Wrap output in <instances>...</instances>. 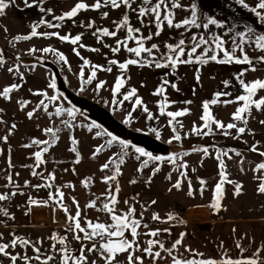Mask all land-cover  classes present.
Masks as SVG:
<instances>
[{
  "label": "snow or ice",
  "instance_id": "6c2138e0",
  "mask_svg": "<svg viewBox=\"0 0 264 264\" xmlns=\"http://www.w3.org/2000/svg\"><path fill=\"white\" fill-rule=\"evenodd\" d=\"M236 2L241 5L243 8L248 9L251 13L261 21L264 22V0H255L254 6H249V3L246 0H236ZM15 3V0H0V17L5 15V10ZM26 7H33L36 4H39V11L44 14H52V8L43 7V0H33L32 3H29V0H24ZM136 4V0H93V3L89 4L86 0H77V2L70 8V10L63 12L60 15H53L52 21L41 19L38 23H34L31 26L30 34L17 35L13 38L14 41H28L33 37L44 36V37H56L60 41L68 42L73 46V52L76 56L80 57L83 60V65L79 73L80 80L82 84H91L94 79L97 77V71H107L111 72L112 67L116 66L120 70V75L116 78L114 87L112 89L114 100L113 104L117 107L122 106L124 101H132L134 104L133 111L136 108H141L144 113L147 114L148 120L157 119L153 113L150 112L148 107L144 104L143 99L137 96V89L131 88L129 91L121 92L127 83L126 72L129 69V66H138V67H150L155 69H170L171 74H175L180 65H207L210 62H215L219 64H238V65H248L249 67L243 69L238 74H236L235 79L238 81L242 94L235 97L234 100H221L222 96H230L231 93L217 91L214 93V98L211 100H206L202 102V115L200 120L202 125L197 127L193 126L192 132L196 135L208 136L214 135L213 125L216 126V131L220 132L223 136H231L232 132L230 130L235 129L236 135L233 138L239 139L246 131L251 135H255L253 130L248 128L249 118L253 108L257 111L264 110V97L257 99V94L260 90H264V79L257 78L251 82H246L243 77L248 71H256V66L252 58L245 51V46L252 48L260 53L257 57L259 63H264V33L257 32L251 26H247L244 31L235 32V35L231 37V48L225 47V40L222 36L217 35L216 33H211L210 35H205V33H192L187 38V43L185 34L190 33L193 28L199 30L203 28L208 30L210 26H215L216 28H224V23L218 21L212 16H207L200 12L197 2H191L188 6H185L181 0H141L137 7H133ZM121 7L125 9V12L122 14L121 18L117 21H113L114 29H109L108 27H97L94 20H89L85 25L83 21H80V26L82 28L93 30L91 35L97 38L99 42H103L104 38L110 37L115 38V45H105L113 54H118L124 49L128 54L129 58L125 59L123 62L111 59L108 60V66L103 65H92L91 62L81 56L80 49L87 48L92 52H99L98 48H89L87 45L80 43L82 41L84 33L81 32L75 36L71 34L61 35L58 31L54 32H38V28L41 25H46L48 28H60L62 23L65 21H72L73 24L76 23L75 19L81 12L86 11H98L100 12L101 18L106 19L109 16L107 10L102 9H112L118 10ZM188 11L190 15L176 20V11ZM129 11L136 13L137 20L140 24V27H134L130 22ZM150 18L148 24H145V18ZM154 26L155 31H149L148 35H144L141 31L142 28H150ZM165 27L168 29H183L179 33L180 39L175 43L164 42L163 47L165 51L161 52V45L157 43H151L148 45L149 41H152L155 38H158L162 35L165 30ZM125 31V36L123 38L119 37L121 31ZM7 32V28L4 29ZM228 33L234 32V27L227 28ZM239 37V40H237ZM130 43H133L135 46H129ZM38 50L32 48L29 50L30 54H34ZM43 53H52L58 60L67 64V58L64 53L59 52L58 50L52 47H45L42 50ZM237 52L240 55H237ZM211 53V55L209 54ZM221 53L223 54L221 57ZM19 60V57H17ZM5 60L3 58V50H0V65H3ZM20 64L15 65L13 68H9V72L19 71ZM84 66H90L91 72L87 79L84 77ZM35 66H33L34 68ZM167 75V74H166ZM195 78L197 81L200 79V69L197 67ZM21 80H23V75L21 74ZM106 82L100 81L97 85V88H102ZM224 85L227 86L230 82L223 81ZM166 86H171L172 88L179 91L175 83L170 82L167 78L162 80V83L157 87L154 95L162 97L161 100L157 102L158 111L161 116H167L169 118L168 123L172 126L174 132L173 137L168 141L172 143L173 140L181 141L182 137L177 131V126L180 128L183 127V124L180 123L176 118L185 116L189 114L190 110L185 108L178 111H167L169 107V101L166 96ZM22 87V84L13 83L10 86H7L0 90V97L10 100L11 93L19 90ZM49 87L52 89L57 88L55 79L49 84ZM83 90V88H81ZM35 95H42L47 97L48 103H45V100H41L33 111L27 113V117L32 119L35 115V112L41 108L45 113L52 116H64L65 114L69 119L62 121L63 125L71 129L72 121L75 120L77 115V110L73 107H62L57 106L53 112L48 111V104L57 102L61 99L59 94L47 96L46 92H36ZM119 95L121 99H115V96ZM133 97L135 99L133 100ZM242 102V103H241ZM28 101L20 102V107L23 109L27 106ZM175 103V102H171ZM191 103V101H187ZM238 103V106L235 112L232 114V122L225 124L223 121L216 119L213 115L211 106L217 104H231ZM2 111V109H0ZM2 122V121H0ZM131 122V113H129V118L124 121V123ZM260 124L264 125V120L259 121ZM238 124H243L244 126H238ZM100 126L93 123L88 127V131L91 132L94 128H99ZM16 128L15 124H12L9 129V134L12 130ZM62 129L57 127H47L43 129L44 133L49 137V139H32L30 143L23 145L25 148H32L34 146L38 147V150L32 153L34 158V164L30 165L33 170L31 175L33 177H39L43 183L32 185L35 189L45 188L48 189V199L38 200L33 198L31 195L28 196L27 204L28 209L26 214L31 212L32 206L36 207H48L53 206L54 211L60 210L66 215L68 221L66 225V231L73 233V238L80 244L79 254H74L67 243V236H60L56 233H53L49 238L54 242L49 249L48 254L42 253L41 248L37 244L42 243V241L32 242L28 239H24L20 236H16L14 233L12 239L7 243H0V256L7 257L11 264H17L18 260H23L24 264H32V261L35 260L38 264H50L53 262L55 264L56 254H59L60 264H89L88 257L85 255V247H87L88 253H97L99 258L103 261V264H118L117 256L120 254H126L127 264H144L145 259H149L150 264H156L158 260H164L166 257L162 253L167 254V257H170L171 264H264V257H261V251H264V246L258 247L257 250L248 257L242 258H231L222 256L220 259L215 258H202L198 259L196 257H202L201 253H194L193 258L184 257L179 253V247L183 244V238L186 235L185 233H180L179 238L171 243L169 247H165L163 240L159 239L161 233L171 234V227L169 228H155L149 229V225L144 223L143 212L140 214V218L136 217V208L134 204H130L128 200L124 201V204L127 205V210L122 211L118 214L117 205L119 204V192L120 186L118 182V177L122 175L121 166L125 164V157L128 155V149L130 147L134 148L135 159L141 161L142 157H147L141 161L140 167L137 169L138 173H142L144 168L148 167L149 161L152 162H162L167 159L169 163L174 165V170L180 172V178L177 179L176 183L172 185L173 188L179 190L183 183V179L187 178V168L188 165L186 162L177 163L178 160L183 161V157L189 155L188 152L176 153L169 157H164L160 155H153L152 153L146 151L142 147H136L135 145H130L127 141L119 139L116 136H113L110 132L107 131H97L95 132L96 137L108 136L110 139L106 141V144H102L96 147L92 157L96 158L106 147H112L113 144H118L121 147V152L113 154L104 164L101 165L102 172H111L110 175H104L102 177V182L108 185V188L105 193L100 196H95L91 199L86 205V209H94L98 212H102L106 216V221H101L99 218L97 220L86 219L84 224L81 223V207L79 202L75 197H72L73 204L75 205L74 215L69 212V208L64 203L65 193L62 190V187L73 188L74 185L71 183L65 184L62 187L56 186L55 192L52 191L54 184L53 182L56 179L55 171L49 173L47 176H44L43 172H38L35 169L40 168L41 165H45L47 161L44 159L45 154L50 151V149L58 142L59 135L58 133ZM206 130V131H205ZM153 131H156L153 129ZM157 138H159V133L157 132ZM0 140L7 142L8 135L0 136ZM79 141L75 138H71V148L70 151L75 153L76 160L74 163H80L81 156L78 151L77 145ZM259 141L254 142L250 146V151L253 153L259 154L261 157H264V152H260L258 148ZM193 151L201 152L203 157H208L211 155L207 147L204 148H194ZM236 156H240L239 151L232 150ZM224 157L229 156L228 151L217 150L215 153V159L218 161V167L220 169L219 176L220 180L217 182L214 188V197L209 207L212 208L215 212H219L222 207V199L224 197V185L225 183L234 185L235 196H239L242 192V185L228 179V174L226 172V164ZM11 160L9 157V168H11ZM256 171L264 170V162L259 163L256 166ZM67 171V169H65ZM160 168L157 166L153 169L152 175L159 172ZM195 171V169H193ZM75 172V169H73ZM17 175H19L17 173ZM171 178L170 175L168 177ZM92 177H88L82 181V185L87 189L92 182ZM8 185L13 187L11 192L0 193V202L10 201L12 197L20 194L23 195V192L18 191V185L13 180L11 174L7 176ZM131 184L137 183L136 179L129 181ZM31 182L25 181V186H28ZM147 184L151 183V177L146 181ZM113 184L115 188L113 190ZM201 194H203L204 186L206 181L201 180ZM172 189L170 188L169 191ZM258 193L264 194V182L259 183ZM194 193L191 190V181H189V192L188 195L192 196ZM99 202V204H98ZM155 200L151 201V205L156 204ZM150 206V205H149ZM143 210H146V206L141 205ZM0 216L9 217L10 213L7 208L0 206ZM14 219V215L11 216ZM151 219L159 223H171L177 221L179 223H185L182 220H179L178 216L169 213L166 218H162L158 213H153ZM147 229L148 231L141 232L140 229ZM126 233L128 234L126 236ZM82 234V235H81ZM151 237L146 240V246L141 248L139 237L141 236ZM129 236L131 239H129ZM3 234L0 233V239H2ZM87 242V243H85ZM57 244L60 245L57 248ZM22 248H27L31 246L35 253L34 256L29 257L27 255L21 256L19 253L12 254L9 249L16 248L17 246ZM90 245V246H88ZM240 247L239 244L236 245ZM154 249H158L155 250ZM185 251L192 252L191 249L185 248ZM243 252L244 249L241 248ZM2 264V261H0ZM91 264H96V260H92Z\"/></svg>",
  "mask_w": 264,
  "mask_h": 264
},
{
  "label": "crops",
  "instance_id": "0c3cea01",
  "mask_svg": "<svg viewBox=\"0 0 264 264\" xmlns=\"http://www.w3.org/2000/svg\"><path fill=\"white\" fill-rule=\"evenodd\" d=\"M33 0H29V3H32ZM77 2V0H43V7L52 8V14H44L39 11V4L34 5L29 8L24 4V0H15V3L6 9L8 13V20L14 23L16 26L20 27L21 34H30L31 26L34 23H38L42 18L52 21L53 23H57L53 20V15H60L65 11L70 10L72 6ZM87 3H93V0H86ZM141 2V0H136V4L133 7H137V5ZM181 2L188 6L191 2H197L198 8L200 12L207 16H212L216 18L218 21L224 23L225 27L220 29L215 26H210L208 30H204L203 28L197 30L193 28L190 33L185 34V39L187 43V38L192 33H205V35H210L211 33H216L217 35L222 36L225 40V47L231 48V37L235 35V32L244 31L247 26H251L256 29L257 32L264 33V22H261L255 14L251 13L248 9L243 8L239 5L236 0H181ZM249 3V6H254L255 0H246ZM107 10L109 12V16L106 19H102L100 12L98 11H86L81 12L75 19L76 23L73 24L72 21H65L62 23L60 28H52L54 31H58L61 35L71 34L75 36L81 32L84 33L82 41L84 45H91L95 43L96 48L100 49V54L103 55L101 59H99V65H103L105 67L108 66V60L116 59L123 62L125 59L129 58V54L122 49L120 53L113 54L108 47L105 45H115V38L106 37L104 41L101 43L97 40L96 37L91 35L90 29L82 28L80 26V21H83L86 25L89 20H94L96 22L97 27H108L109 29H114L113 21H117L121 18L122 14L125 12V9L121 7L118 10L112 9H102ZM130 22L134 27H140V24L137 20L136 13L129 11ZM190 15L188 11L177 10L176 11V20ZM150 18H145V24H148ZM46 25H41L37 29L38 31L42 30ZM234 27V32L228 33L227 28ZM155 31L154 26L150 28H142V33L146 36L149 31ZM183 29H168L165 27L164 32L158 38H155L152 41L148 42L150 46L151 43H157L161 45L160 51H165L163 44L165 41L169 43H175L181 37L179 35ZM125 31H121L119 33V37L123 38L125 36ZM239 40V37H237ZM72 48V44H69ZM90 46V48H91ZM129 46H135L133 43H130ZM76 46H73V48ZM82 49V48H81ZM80 49V50H81ZM245 51L248 53L250 58L253 59L256 71H248L245 73L243 79L246 82H251L254 79L261 78L264 79V63H259L257 61V57L260 53L252 48L245 46ZM85 52V50H84ZM91 52V51H90ZM89 55L91 53H88ZM211 55V53H209ZM75 55V54H74ZM221 53V57H222ZM237 55H240L237 52ZM86 59V54L83 55ZM79 62V61H78ZM77 63V62H76ZM72 64L71 68H77L83 65V61L80 64ZM58 70H60V66H55ZM86 67V66H84ZM199 67L200 69V79L196 80V69ZM249 67L248 65H238V64H219L215 62H210L207 65H180L175 74H171L170 69H155L150 67H138V66H129V69L126 72L127 83L121 92H127L131 88L137 89V96L143 99L144 104L148 107L151 113L157 117V119H153L148 123V132H155L153 129H156L151 123L159 124H168L169 118L167 116H161L158 111L157 102L162 99V97L154 95L153 93L157 89V87L162 83L164 78H167L170 82L175 83L177 85L176 89L171 86H166V96L169 101V107L167 111H178L181 109H189V114L176 118L180 123L183 124V127L179 128V133H181V146L184 149L193 150L195 147L203 146L210 143L212 147L215 148H231V150H237L243 153V162L247 159H254L248 151L250 147H248L247 143L251 141L250 133L246 131L243 135L239 137V139L233 138L236 135V130H230L232 132L231 136H223L220 132L216 131L213 128L215 134L210 136H201L196 135L192 132L193 126H201L202 121L200 117L202 115V102L206 100H211L214 98V93L217 91L231 93L230 96H222L221 100H234L235 97L242 94V89L235 79L236 74H238L243 69ZM108 74V78H106V83L104 86H114L116 78L121 74L120 70L116 67H112L111 72H106ZM167 74V75H166ZM22 81V89H24L27 79ZM33 79V84L35 87L30 86V92L33 88L42 89L43 82L40 80L38 76H31ZM89 77V75H88ZM87 77V78H88ZM229 81L230 83L225 86L223 81ZM104 81V80H100ZM99 83V82H98ZM97 82L92 83L93 86L98 85ZM0 90H2L0 88ZM97 93L96 90H94ZM28 94V93H27ZM98 94V93H97ZM26 97V94H25ZM260 97H264V90H260L257 94V99ZM116 99L119 100L121 97L119 95L116 96ZM135 97H133V100ZM187 101H191V103H187ZM175 102V103H171ZM242 103V102H241ZM240 106L238 103L231 104H217L211 106L213 115L216 119L223 121L225 124L232 122V114L235 112L236 108ZM110 108V107H109ZM0 136L8 135L7 142L0 140V193L11 192L13 187L8 185L7 176L9 174L12 175L13 180L18 185V191L23 192V195H16L12 197L10 201L0 202V206L7 208L10 213L9 217L0 216V229L2 230H10V229H23L30 226L31 223H46L53 219L56 222H68L66 219V215L60 211L55 210L53 206L48 207H36L32 206L31 212L26 214L28 209V196L31 195L33 198L38 200H46L48 199V189L40 188L35 189L32 185L43 183L39 177H33L31 175V171L33 170L30 165L34 164V158L32 157V153L38 150V147L34 146L32 148H25L23 145L30 143L32 139H46V134L44 133V124L41 120L33 117L29 119L27 117V111L21 109L20 104L18 103V99L14 97L11 93V99L6 100L0 97ZM264 120V110L257 111L253 108L251 117L249 118L248 128L253 130L254 133H264V125L260 124L259 121ZM12 124L16 125V128L12 130L11 134H9V129ZM170 126V125H169ZM216 127L215 125H213ZM238 126H244L243 124H238ZM140 131H143L140 129ZM143 132H147L144 130ZM207 141L209 143H207ZM248 147V148H247ZM57 147L51 148V150L45 154L44 159L47 161L45 165H41L40 168L35 169L38 172H43L44 176H47L49 173L55 171L56 179L53 182L54 187L52 189L55 192L56 186H63L65 184L71 183L75 187L66 188L62 187V190L65 193L64 203L69 208V212L74 215L75 213V205L73 204L72 197H75L79 202L81 207V221H85L86 219L97 220L99 218L101 221H106V216L102 212H98L93 209H86L85 205L94 198L95 196H100L105 193L108 185L102 182V177L106 174L101 171V162L100 160H91L81 158L80 163L76 164L74 161L76 160V156L64 154L61 155L59 152H56ZM247 148V149H246ZM196 152V151H195ZM9 157L11 160L12 167L9 168ZM215 157V156H213ZM200 162L208 163L210 160L206 161L205 158L201 156L197 158L195 165ZM213 162L216 160L211 159ZM241 161V159H239ZM262 161L256 162V166ZM243 164V163H242ZM211 165L215 166V170L212 172V175H219L220 169L217 168L216 163H212ZM188 169L187 170V178L183 179V183L181 185V192L187 197L189 192V181H191V190L198 189L201 187L200 180L203 177H197L198 171L197 167H193L191 165V161L188 160ZM67 169V171H65ZM75 169V172H73ZM189 171V172H188ZM17 173L19 175H17ZM130 173H125L122 171V175L118 177V182L120 186L119 192V204L116 206L118 210V214L122 211L127 210V205L124 204L125 200H128L130 204H134L136 208V217L140 218L141 212L153 211L150 217H144L142 224L146 223L149 225V229L155 228H169L171 227V234L161 233L159 239L163 240L165 243V247H169L172 242H174L177 238H179L180 233H185L186 235L183 238V244L179 247V253L184 257L193 258L194 253L203 254L202 257H196L198 259L202 258H215L220 259L222 256L231 257V258H242L251 256L258 247L264 246V202L261 205V199H264V194L258 193V184L263 182L261 178H256L253 180L257 187L254 190L242 189V192L239 196H235L234 186H231L230 189L225 193V195H230V200L228 201V206L225 208L224 205L221 207L226 215L223 213L215 212L209 206H205V209L208 208L209 214L207 216L204 215L203 218H198L196 220H187L184 217V213L177 214L179 220L184 221L185 223H179L177 221H173L171 223H159L155 222L151 219L153 213L161 214L162 218H166V216L170 213V208L167 209V214L163 217L165 212L162 209H166V201L165 198L168 196L165 194L169 190L163 191V201L157 197L159 194H154L156 198V204L151 206H146V210L141 208L140 203V194L139 191L136 192L135 185L131 184L129 181L133 179ZM197 175V176H196ZM88 177H92V182L89 187L86 189L82 185V181ZM220 178V176H219ZM197 180L198 183L194 184V180ZM229 180L234 181H243L245 180L241 177H235L233 179L228 178ZM25 181H30L31 183L28 186H25ZM152 183L149 184L151 186ZM144 187V184H142ZM115 188V184H113V190ZM214 187H212V191H214ZM144 192V191H143ZM151 194V193H149ZM157 195V196H156ZM195 200L190 204L197 205L201 197V191L196 190L194 192ZM243 195V196H242ZM241 196L248 200L249 197L254 196L258 200L254 203V205H240L239 199ZM144 197V196H143ZM188 198V197H187ZM99 204V202H98ZM190 204L186 206H190ZM232 204V206H231ZM151 208V209H150ZM197 208V207H196ZM199 208V207H198ZM175 210H172L171 213L175 214ZM138 213V214H137ZM14 215V219L11 216ZM141 232L148 231L147 229H140ZM128 234L126 233V236ZM148 236L139 237V243L141 248L146 246V240L150 239ZM129 239L131 237L129 236ZM239 244L240 247L236 245ZM185 248L191 249L192 252L185 251ZM241 248L244 251H241ZM158 250V249H154ZM166 258L164 260H158L156 264H171L170 257H167V254L162 253ZM261 257H264V251L260 253ZM118 264H127L126 254H120L117 256ZM144 264H150L149 259H145Z\"/></svg>",
  "mask_w": 264,
  "mask_h": 264
},
{
  "label": "rangeland",
  "instance_id": "374dc122",
  "mask_svg": "<svg viewBox=\"0 0 264 264\" xmlns=\"http://www.w3.org/2000/svg\"><path fill=\"white\" fill-rule=\"evenodd\" d=\"M8 13L5 10V15L0 17V50H3V58L5 60V63L3 65H0V88L3 89L7 86H10L13 83L21 84L22 81H25L28 76H30L25 84L24 89L21 91V87L19 90L14 91L12 94L15 98L18 99V103L22 101H28L26 107L23 109L27 112L33 111V109L36 108V106L39 104V102L43 99L45 100V103H48L47 97L42 95H35L36 92H46L47 96L57 95L59 94L61 96V99L57 102L49 103L48 104V111L53 112L55 110V107L62 106V107H73L77 110V115L74 121H72V127L69 129L65 125H63L62 121L69 119L67 115L64 116H52L49 117L47 113L43 111L41 108L40 110L35 112L34 117L36 119H39L44 124V129L47 127H53V128H61L62 130L58 133L59 140L58 142L53 146L57 147L56 152H59L61 155L68 154V155H75L72 151H70L71 148V138L75 137L79 144L77 145L78 151L80 153L81 158L85 159H91V160H100L101 164H104L106 161L109 160L110 157L113 156V154L121 152V147L118 144H113L112 147H106L105 150H103L96 158L92 157V154L97 146L106 144V141L110 139L108 136H100L96 137L95 132L102 131L101 126L99 128H94L91 132L88 131V127L95 123V121L87 118L83 112L74 106L66 97L64 94L58 89V85L56 89H52L49 87V84L52 82L53 79H55L56 84L59 82V78L62 79L67 83L69 88H71L73 91H75L78 95L85 96L91 100L96 101L97 103L101 104L105 108H108L112 114L118 118L120 121L124 122L126 119L129 118V113H131V122L127 123V125L132 128L133 130L140 131L146 130L148 133L154 137L157 138V132L159 133V140L165 142L168 144L171 148V156L176 153H183L188 152L189 155H186L183 157V161L178 160L177 163L186 162L188 165V160L191 161V165L193 167H197L195 171H198L197 177H203L202 180L206 181V185L204 186L203 194H201V197L199 201H203L198 203L197 205L190 204L193 201H196L195 195L192 196H185L183 192H181V189L177 190L172 187L174 183H176L177 179L180 178V172L177 170H174V165L169 163L167 159L162 162H152L149 161L148 167L144 168L142 173H138L137 169L140 167L141 161L144 159H147V157H142L141 161H138L135 159V152L134 148L130 147L128 151V155L125 157V164L121 166V171L125 173L132 174L131 176L133 179L137 180V183H135V190L136 192L139 191L140 194H143V196H140V203L141 205L148 206L151 204L152 200H156L154 194H159L160 196H157L161 202L163 201V191L172 189L171 191H168L165 198V205L166 209H162V211L165 210L163 214V217L167 214V209L170 208V213L172 210H175V215L179 213H184V217L188 220H196L198 218H193L196 214L205 215L207 216L209 213V210L205 209V206H209L210 203L213 200L214 197V191H212V187L217 184V182L220 180L219 175H212V172L215 170V166L211 165L212 163L217 164L218 167V161L215 159V153L217 150H224L228 151L229 156H231V159L228 157H224L225 164H226V172L228 174V178L233 179L235 177L241 176L245 182L243 181H234L236 183L241 184L243 187L242 189L247 190H254L257 187V184L253 181L256 180V178H261V181L264 182V170L256 171L255 165L256 162L262 161L264 162V157H261L257 153L251 152L249 149L251 156L256 159H247L245 162H243V153H241L240 156H236L234 152L231 150V148H215L211 146V143L208 146V144H205L204 146L208 148L209 155L208 157H203V154L201 152H195L193 150L184 149L183 146H181V141H175L173 140L172 143H168V141L173 137L174 132L172 130V126H169L168 124H159L157 123H151L153 126H155V132H148V123H150L151 120H148L147 114L142 111L141 108H136L135 111H133L134 104L132 101H124L122 106L117 107L113 104L114 95L112 92V89L114 86H103L102 88H97L96 86H93L92 83L94 82H100V80L106 81V78H108V74H106L107 71H97V77L93 80L91 84H82V81L80 80L79 73L81 71L82 66L77 68H71V65L74 63L76 64H82L81 61H83L80 57L74 55L73 52V46L72 48L69 46L70 43L60 41L56 37H44V36H37L33 37L32 39L28 41H14L13 38L17 35H23L21 34L22 31H20V27L16 26L14 23H12L10 20H8ZM7 28V32L4 31V29ZM40 33L44 32H54L52 28H48L47 26L44 27L42 30L38 31ZM93 47L96 48L95 43H92ZM88 45V47L90 48ZM45 47H52L59 52L64 53V55L67 58V64H64L63 62L58 60V57H56L52 53H43L42 50ZM35 48L38 51L34 54H30L29 50ZM85 50V52H84ZM81 56L86 54V59L91 62L92 65H99V59L103 57L100 52H90L87 48H82L80 50ZM88 53H91L90 55ZM17 57H19V60H17ZM79 61V62H78ZM20 64L19 71H13L9 72V68H13L15 65ZM60 66L59 73L63 76H57L53 66ZM33 66H35L33 68ZM84 71V77L87 79L88 75H90L91 67L86 66L83 67ZM21 74L23 75V80H21ZM31 76H38L40 80L43 82L42 89L39 88H33L30 92V86H34L33 79ZM83 88V90H81ZM97 93H95V91ZM28 93V94H27ZM26 94V97H25ZM116 99V96H115ZM110 107V108H109ZM126 124V123H125ZM98 125V124H97ZM215 128L216 132V127ZM179 130L177 126V131ZM141 131V132H143ZM206 131V130H205ZM181 135V133H180ZM47 136V135H46ZM210 136V135H208ZM251 141L247 143L248 147H250L254 142L259 141L258 148L260 152H264V133H255V135H251ZM46 139H49L47 136ZM207 143H209L207 141ZM130 144V143H129ZM133 145V144H130ZM52 147V148H53ZM139 147V146H136ZM247 147V148H248ZM195 148H203V146L195 147ZM246 148V149H247ZM51 150V149H50ZM237 151V150H235ZM205 158L206 161L209 159L210 161L208 163L203 164L204 162H200L197 165H195V162L198 157ZM211 159L216 160L213 162ZM241 159V161L239 160ZM243 163V164H242ZM159 167L160 171L155 173V175H152L153 169L155 167ZM189 167V166H188ZM187 170H189L187 168ZM186 170V171H187ZM189 172V171H188ZM106 175H110L111 172H104ZM170 175V179L168 178ZM151 177V183L152 185L149 186V184L146 183L147 179ZM201 181V180H200ZM198 181L195 179L194 184H197ZM144 184V187L142 186ZM259 185V184H258ZM231 186H234L233 184L225 183L224 185V197L222 199V206L226 208L228 206V201L230 199V195H225V193L228 191V189L231 188ZM201 187L198 189H192L193 193L196 190L200 191ZM144 191V192H143ZM151 193V194H149ZM243 196V195H242ZM239 199L240 205H254L255 202H257V198L254 196L249 197L248 200H245L243 197ZM261 205H263L264 199L261 200ZM190 204V206H186ZM151 206V205H150ZM232 206V204H231ZM197 207V208H196ZM199 207V208H198ZM151 209V208H150ZM211 209V208H210ZM91 210V209H90ZM94 210V209H93ZM152 214L153 211H148ZM144 213V217H150V213ZM220 213H223L226 215V212L223 211V209L220 210ZM138 214V213H137ZM161 215V214H159ZM189 217V218H188ZM85 221H81L82 225ZM68 222H56L50 220L46 223H31L30 226L23 228V229H10V230H2L0 229V233L3 234L2 239H0V243H7L10 242L12 239L11 234H15L16 236H20L24 239H28L32 242L36 241H42V243L37 244L38 247L41 248V252L48 254L49 249L51 248V245L54 243L49 237L56 233L60 236H67V243L70 246L72 252L74 254H79L80 250V244L74 240L73 233L66 231V225ZM82 235V234H81ZM87 243V242H85ZM90 246V245H88ZM60 245L57 244V248H59ZM9 251L12 254L19 253L21 256L27 255L29 257H32L35 255L33 248L31 246L27 248H22L21 246H17L16 248H10ZM85 255L88 257L89 264H91L92 260H96V264H103V261L99 258L97 253H88L87 247H85ZM0 261H2V264H11L10 260L7 257L0 256ZM17 264H24L23 260H18ZM32 264H38L37 261L33 260ZM50 264H53V262H50ZM55 264H60V257L59 254H56V260Z\"/></svg>",
  "mask_w": 264,
  "mask_h": 264
},
{
  "label": "water",
  "instance_id": "95a60500",
  "mask_svg": "<svg viewBox=\"0 0 264 264\" xmlns=\"http://www.w3.org/2000/svg\"><path fill=\"white\" fill-rule=\"evenodd\" d=\"M52 68L57 76H60L58 69L55 66ZM57 85L58 89L70 103L79 108L87 118L95 121L113 136L135 146L142 147L153 155H170L171 148L165 142L148 133L133 130L127 124L116 118L108 108L85 96L78 95L62 79L59 78Z\"/></svg>",
  "mask_w": 264,
  "mask_h": 264
},
{
  "label": "built area",
  "instance_id": "2783aa9c",
  "mask_svg": "<svg viewBox=\"0 0 264 264\" xmlns=\"http://www.w3.org/2000/svg\"><path fill=\"white\" fill-rule=\"evenodd\" d=\"M206 209L208 210V208H206ZM203 217H204V215H200V214H196L195 216H193V218H203Z\"/></svg>",
  "mask_w": 264,
  "mask_h": 264
},
{
  "label": "trees",
  "instance_id": "16d2710c",
  "mask_svg": "<svg viewBox=\"0 0 264 264\" xmlns=\"http://www.w3.org/2000/svg\"><path fill=\"white\" fill-rule=\"evenodd\" d=\"M61 75V74H60ZM62 76V75H61ZM63 77V76H62ZM102 128V131H106L103 127H101ZM171 156V155H170Z\"/></svg>",
  "mask_w": 264,
  "mask_h": 264
}]
</instances>
